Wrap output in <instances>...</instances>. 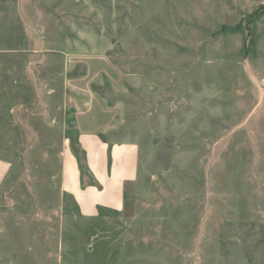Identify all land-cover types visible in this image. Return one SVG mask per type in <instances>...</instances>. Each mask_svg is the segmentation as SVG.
I'll return each mask as SVG.
<instances>
[{"label": "rangeland", "instance_id": "1", "mask_svg": "<svg viewBox=\"0 0 264 264\" xmlns=\"http://www.w3.org/2000/svg\"><path fill=\"white\" fill-rule=\"evenodd\" d=\"M140 152L83 218L79 131ZM0 264H264V0H0Z\"/></svg>", "mask_w": 264, "mask_h": 264}, {"label": "crops", "instance_id": "2", "mask_svg": "<svg viewBox=\"0 0 264 264\" xmlns=\"http://www.w3.org/2000/svg\"><path fill=\"white\" fill-rule=\"evenodd\" d=\"M78 142L85 154V167L92 182L85 183L73 155L63 164V189L72 196L79 214L93 219L101 210L123 212L127 188L140 179V152L129 144H110L95 131H79ZM9 173V164L0 161V184Z\"/></svg>", "mask_w": 264, "mask_h": 264}, {"label": "trees", "instance_id": "3", "mask_svg": "<svg viewBox=\"0 0 264 264\" xmlns=\"http://www.w3.org/2000/svg\"><path fill=\"white\" fill-rule=\"evenodd\" d=\"M82 173V172H81Z\"/></svg>", "mask_w": 264, "mask_h": 264}]
</instances>
